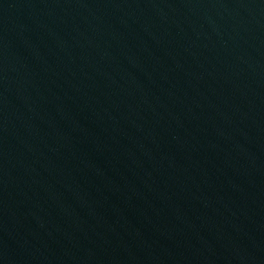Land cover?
<instances>
[{"label": "water", "instance_id": "1", "mask_svg": "<svg viewBox=\"0 0 264 264\" xmlns=\"http://www.w3.org/2000/svg\"><path fill=\"white\" fill-rule=\"evenodd\" d=\"M0 264H264V0H0Z\"/></svg>", "mask_w": 264, "mask_h": 264}]
</instances>
